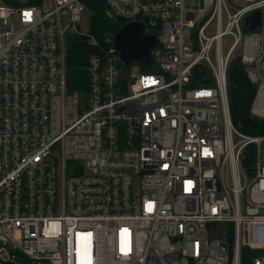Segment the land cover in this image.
Listing matches in <instances>:
<instances>
[{
  "label": "built area",
  "instance_id": "2783aa9c",
  "mask_svg": "<svg viewBox=\"0 0 264 264\" xmlns=\"http://www.w3.org/2000/svg\"><path fill=\"white\" fill-rule=\"evenodd\" d=\"M86 1L0 0V264H264V136L227 98L239 60L264 118V0H103L156 37L149 68L80 29ZM67 34L94 48L83 92Z\"/></svg>",
  "mask_w": 264,
  "mask_h": 264
},
{
  "label": "trees",
  "instance_id": "16d2710c",
  "mask_svg": "<svg viewBox=\"0 0 264 264\" xmlns=\"http://www.w3.org/2000/svg\"><path fill=\"white\" fill-rule=\"evenodd\" d=\"M34 0L33 3L36 4ZM9 3H12L9 0ZM86 6L90 12L89 33L101 46H106L112 40L123 22L108 14L103 0H87ZM64 73L66 88L69 92H83L86 89V64L88 56L94 52L82 37L67 34L64 38ZM256 92L243 72L239 60L231 61L228 68L227 98L230 118L236 131L245 136H264V118L257 119L250 115V107ZM253 147L248 146L242 154V165L249 166L253 161ZM242 249V264H251V256Z\"/></svg>",
  "mask_w": 264,
  "mask_h": 264
},
{
  "label": "water",
  "instance_id": "95a60500",
  "mask_svg": "<svg viewBox=\"0 0 264 264\" xmlns=\"http://www.w3.org/2000/svg\"><path fill=\"white\" fill-rule=\"evenodd\" d=\"M245 32L256 29L260 25V13L254 12L245 19ZM113 44L120 62L129 67L140 64L145 68L151 66V51L156 45V37L146 34L142 23L130 22L122 25L113 36Z\"/></svg>",
  "mask_w": 264,
  "mask_h": 264
},
{
  "label": "rangeland",
  "instance_id": "374dc122",
  "mask_svg": "<svg viewBox=\"0 0 264 264\" xmlns=\"http://www.w3.org/2000/svg\"><path fill=\"white\" fill-rule=\"evenodd\" d=\"M11 1H12V4H18L19 3L18 1L28 2V3H33L34 2V0H11ZM35 2H37V0ZM89 21H90V12L85 10L83 12V14H82V19H81V22L79 24V27H80V29L82 31H84V32L89 31V28H90ZM230 44H231V39L229 37L223 39V50L225 52L229 49ZM62 47H63V51H64L63 52V64H64V56H65L64 44H63ZM231 228H232L231 226L228 227L229 239H231V234H232L231 233V230H232ZM244 249L247 250V252H249V254H250L249 256H251L252 258L254 256H256V253H254L252 251L250 252V250H248V248H244ZM242 260H243V256H241V254H240L241 264H242Z\"/></svg>",
  "mask_w": 264,
  "mask_h": 264
}]
</instances>
